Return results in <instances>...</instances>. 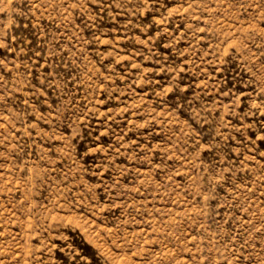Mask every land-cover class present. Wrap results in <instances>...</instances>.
Returning <instances> with one entry per match:
<instances>
[{
  "label": "rangeland",
  "instance_id": "1",
  "mask_svg": "<svg viewBox=\"0 0 264 264\" xmlns=\"http://www.w3.org/2000/svg\"><path fill=\"white\" fill-rule=\"evenodd\" d=\"M0 264H264V0H0Z\"/></svg>",
  "mask_w": 264,
  "mask_h": 264
}]
</instances>
